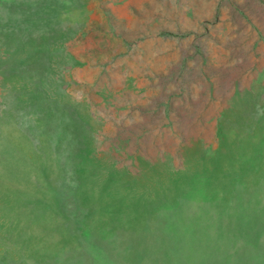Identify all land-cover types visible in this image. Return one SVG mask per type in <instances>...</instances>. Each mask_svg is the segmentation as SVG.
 Segmentation results:
<instances>
[{
	"label": "rangeland",
	"instance_id": "obj_1",
	"mask_svg": "<svg viewBox=\"0 0 264 264\" xmlns=\"http://www.w3.org/2000/svg\"><path fill=\"white\" fill-rule=\"evenodd\" d=\"M222 1L0 0V264H264V27Z\"/></svg>",
	"mask_w": 264,
	"mask_h": 264
},
{
	"label": "crops",
	"instance_id": "obj_2",
	"mask_svg": "<svg viewBox=\"0 0 264 264\" xmlns=\"http://www.w3.org/2000/svg\"><path fill=\"white\" fill-rule=\"evenodd\" d=\"M220 7L222 20L230 18L225 14L227 11H236L243 21V24L240 23V25L244 28H254L248 30V35L258 36L254 41L259 39L260 28L264 27V0H227L222 1ZM222 25L233 26L234 24H227L223 21Z\"/></svg>",
	"mask_w": 264,
	"mask_h": 264
}]
</instances>
